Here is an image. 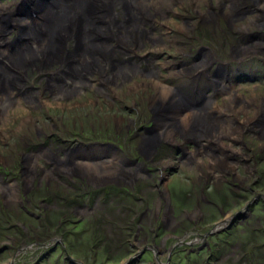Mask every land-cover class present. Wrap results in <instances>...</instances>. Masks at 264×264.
Wrapping results in <instances>:
<instances>
[{
  "label": "rangeland",
  "instance_id": "1",
  "mask_svg": "<svg viewBox=\"0 0 264 264\" xmlns=\"http://www.w3.org/2000/svg\"><path fill=\"white\" fill-rule=\"evenodd\" d=\"M37 1L36 3L32 2L30 4L27 0H0V5L7 6L8 3H11L12 8H14V12L12 10H9V12L0 10V33L4 31L2 34L5 35L3 39L0 37V46L2 44L6 45V47L2 46L0 49L8 50L6 55L9 56L11 47L17 45L15 44L17 39L24 40L25 37L28 38L30 36H27L24 25L30 22H38L39 14L43 12L44 8L50 7L52 4L50 0V5L47 3L43 4L41 0ZM149 1L147 0V2ZM168 1H170L169 4L167 7H164L165 10L168 9L165 11L166 14L164 16L159 14L156 16L154 12L155 17H153V20H148L147 17L146 19H142L140 23L141 28L138 30V34L140 32L141 43L140 46L136 45V50H132L131 47L134 46L132 42L129 43L126 41L125 43L123 39H121L122 42H119L120 39H117L116 36L113 38L100 34L102 38L99 41H105L112 46L110 58L106 61L104 57L107 65H101L100 70L96 67L75 69V64H72V67L65 64L62 65L59 62L61 54H59L56 62H50L41 58V60L38 59V61L31 65H27L24 70L18 67L17 74H14L10 71L11 68H9V71L12 73L7 72L10 76L14 75L15 77L8 80L5 79L4 81L2 80L5 84L2 82L0 97L3 96L5 99L9 97L10 103L8 105L9 107L7 106L8 108L5 109L6 112L4 111L2 113L0 111V113L5 117L10 113H32L34 117H38V120L44 122L45 129L40 137L55 135L64 138L66 141L70 140L69 144L74 141L81 143L93 141L109 144L116 143L115 145L122 146L128 151L129 147L133 146V143H138V139L132 141L133 131L135 132L136 126H133L130 120L134 121L137 115L141 120L143 119L144 114L141 112L142 108L148 102H153L152 97L156 94L155 87L151 86L152 83L157 81L161 84H166L164 81H168L167 79L171 78L170 73L173 69H168L169 74L163 72L160 67L164 65L170 66L172 62L182 63L180 64L181 70H190L193 63L198 62L207 54L204 52H208L211 53L208 54L211 57V60L208 59L209 63H212L211 65H218L220 71H222L224 68L223 65L227 64L226 67L228 73H230L228 76L236 78L240 82L237 87L238 94L245 93V96L250 98L256 92L253 86H257L258 92L264 90V76H257L258 81L254 83L250 81L251 79L245 81L246 83L242 82L246 77L251 78L256 76V65L264 72V59H258L255 56L243 60L234 58V50L236 48L263 41L264 27L263 29H259L255 25L250 26L251 28L248 29V32L250 31L249 33L247 30L239 31L236 29L238 25L242 26L252 20L263 19V8H259V5L254 4L255 2L248 0H231L233 3L223 0ZM116 4V6L107 5L109 7L108 11L110 10L108 15L115 17L120 23L121 28L123 26H129L131 17H123V14L120 12L121 7L118 0H116ZM67 10L69 11L70 8L67 7L65 11ZM97 11H99V14H96ZM106 12L107 9L104 5L99 6L94 15L97 20L93 17L97 22L96 24L101 25L103 28L109 22V16L103 19L99 17H102ZM16 14L18 16H25L26 21L23 20L24 24L19 21L13 22L12 18L16 17ZM34 15L38 17L32 18V21L30 17ZM82 25L83 21L81 17H77L72 28L69 30L72 36L62 37L64 41L61 38L59 39L58 36H55L57 38V45L61 42L60 44L65 48L63 49L64 52L71 53L75 45L71 41L72 37L74 40L77 27L79 26L81 29ZM87 25L89 24L87 23ZM144 32H146L145 36L143 35ZM153 38H156V42ZM57 45L54 47L53 52H56ZM80 49L82 48H78V53ZM188 49L191 51L188 52ZM217 49L221 53V56L217 53ZM180 51H185L186 54L185 52L184 54L178 53ZM188 53L194 55L191 56L190 63L186 64L185 61L190 59L187 56ZM133 54L145 56V61H138L134 57L129 60ZM71 55L65 59V62H68L69 59H74ZM156 57L159 58L156 59ZM174 57L177 59H174ZM113 58L116 59L113 62L115 66L110 68L112 65L110 60ZM2 61L9 66L7 60L3 59V56ZM145 62L148 64L149 71L147 74L142 73L141 70L144 65H147ZM210 66L207 67L206 71L211 68ZM125 68H133L136 70L134 71L135 74L133 77L127 81L115 78L113 74L118 69ZM176 72L180 71L174 69V73ZM65 73H72L73 77L66 76ZM17 75H20L21 79L26 81V84L21 85L19 81L20 77ZM217 75L222 76L224 79L210 75V80L220 82L227 78L221 72L217 73ZM47 79L49 84H46ZM197 79H199L198 75H196L193 81ZM183 80L180 78L179 86H181ZM241 82L245 84L241 85ZM225 83L223 81L221 85ZM97 84L101 85V87H97ZM29 86L34 87V89L29 88ZM6 87L7 89H5ZM61 88L66 90L68 95H66L64 100L58 101L56 97H58L57 95L60 96L59 89ZM76 88L77 90H75ZM259 97L264 101V92ZM28 98H32V100ZM159 98L163 101L161 97ZM228 102L224 109L231 110L234 109L233 105L237 106L233 102L230 104V100ZM245 103L247 104L248 102ZM227 106L229 107L227 108ZM136 110H138L137 115L135 113ZM40 112H43V114ZM255 112L259 113L257 111ZM172 116H175V114L172 113ZM260 118L261 126L256 129L261 130L264 138V109L261 108ZM11 128L10 121L0 126V130L5 135L10 133ZM19 136H23V133ZM96 156L98 161L102 158L107 160L109 174L119 171L115 159H111L117 157L116 153L102 151ZM97 159L92 161L87 159L82 164L86 165V163H89L92 165L91 163H96ZM111 161L112 163H116L113 167H111ZM95 169H92L93 173L98 172L99 174L97 173V176L104 177L97 167ZM103 172L105 176L108 173L105 169ZM257 175L259 176L260 174ZM175 182L178 186V182L183 183L182 179H177ZM80 186L83 188V185ZM52 188H50V191ZM82 199L85 200L86 196ZM10 204L16 205L13 201ZM145 206L149 208L146 213L147 215L141 216L139 220H136L133 212H143ZM129 209L131 210L130 215L126 220L124 219L125 225H129V232L127 231L125 234L122 230L123 225L119 223L118 225L121 226L120 234L113 236V232L119 231L117 229L118 225H107L104 230L106 234L108 233V238H104L100 234L94 236L96 230L92 228V221L93 216L96 215L95 211L89 212L87 210H81L83 214L79 222H75L78 218L69 212L73 211L72 209L68 210V208H62L61 206L59 208L58 204L47 207L46 209L42 208L40 214L34 212V218L17 211L16 214H18L17 217H19L21 223L25 222V226H23V231L25 232L20 236L19 233L17 234V230H8L10 236H13L21 242L19 244L15 242L12 244V248L3 252L0 256V264L9 262H14V264H34L37 261V255L40 254L43 257L35 264H128L126 261L130 257L134 259L131 264H264V233L262 232V230L264 231L263 205L258 204L254 210L249 212L251 216L247 225L237 222L233 227L234 233L230 238V234L228 236H224V234L218 235L221 240H224L223 242H226L225 245H216L217 243H214L216 237L212 239L210 237H204V243H206L204 246L197 245L192 248L185 245L178 246V242L176 241V239L185 242L192 241L194 234L191 232L185 234L184 232L181 233L180 229L176 232L173 231L174 233L171 232L172 230H165L163 232L160 230L158 236H153L154 231L155 233L159 231L160 220H157L155 217V208H153L151 202H134L130 199ZM112 210L115 211V207H112ZM37 215H39L38 219L36 218ZM108 216L111 218L112 214ZM11 220L15 222V216ZM107 221L112 223L110 219H107ZM173 223L171 222L170 226ZM222 223L214 226H219ZM142 228L147 232L146 237L141 236V230L139 229ZM257 228L261 232L257 231ZM18 229L22 231L21 228ZM140 239L145 240L144 245L151 244L153 246L152 250L155 252L152 250H144L140 257H137L136 254L140 253L143 249L142 245L140 247L136 246L140 242ZM40 244H43L44 247ZM47 244L49 248L53 249L51 253H48L49 248L47 249ZM46 250L47 252L45 253ZM155 254L157 255L155 256ZM64 257H67L66 260Z\"/></svg>",
  "mask_w": 264,
  "mask_h": 264
},
{
  "label": "flooded vegetation",
  "instance_id": "2",
  "mask_svg": "<svg viewBox=\"0 0 264 264\" xmlns=\"http://www.w3.org/2000/svg\"><path fill=\"white\" fill-rule=\"evenodd\" d=\"M217 53L221 56L218 49ZM193 55L187 54L190 59L185 61L186 64L190 63ZM180 64L182 63L172 62L170 66L160 67L167 73L169 68L173 69L171 78L164 81L172 86L173 99L169 100L173 104L168 102L158 105L152 101L149 103L146 99L148 103L141 111L143 119L139 118L136 110L137 116L134 121L130 120L136 126L132 141L138 139V143H133L128 151L115 145L116 143L74 141L69 144L70 140L66 141L55 135L40 137L45 129L44 122L32 113H10L5 118L0 113V126L10 121L12 127L7 135L0 130V256L12 248V244L21 242L10 236L8 230H17L20 236L25 232V222L21 223L17 211L34 218V212L40 214L42 208L55 204L59 208L72 209L69 212L78 218L75 222L82 219L81 210L95 211L92 221V228L96 230L94 236L100 234L108 238V233L104 230L107 225L115 226L120 223L124 233L129 232L130 228L125 225V220L131 212L130 199L142 203L149 201L155 208V217L160 220L159 231H154L153 236H158L160 230L176 232L180 229L185 234L191 232L194 236L190 242L173 237L178 246L190 248L204 246V237H216V245H225L226 242L218 235L230 234V238L237 222L243 225L249 223V212L258 204L264 207V138L261 130L256 129L261 126L260 108L264 109V101L259 96L264 90L258 92L257 86H253L256 92L250 98L245 93L238 94L240 82L228 76L230 73L226 64L222 71L218 65H211L202 74L200 72L206 69L183 71ZM174 69L183 74L174 73ZM141 70L147 74L148 64ZM219 72L228 78L224 85H215L209 78ZM263 73L256 65V76L246 77L242 82L251 79L254 83L258 81L257 76H264ZM196 75L199 79L193 81ZM180 78L184 79L182 86L178 85ZM21 82L24 83L23 80ZM166 84L164 85L169 87ZM229 100L230 104L238 101L239 105H233L234 109L231 110L224 109ZM245 102L248 104L244 105ZM22 133L23 136H19ZM102 151L116 153L117 157L111 159H115L117 164L111 161V167L116 164L119 171L114 175L105 176L103 170L109 173V164L103 158L99 161L97 159L94 165H81L88 159V154H92L90 158H93V154ZM77 159L81 160H78L81 162L78 166ZM66 166L69 167L63 169ZM94 166L105 177L94 175ZM177 179L183 181L178 182L179 186L175 184ZM84 196L86 199L81 200ZM12 201L16 205H11ZM112 207H115V211ZM144 209L143 212H133L136 220L147 215L149 208L145 206ZM110 214L111 218L108 216ZM13 216L15 222L11 220ZM38 217L39 215L36 218ZM171 222L174 223L170 226ZM221 222V225L214 226ZM120 225L117 226L119 231L113 232V236L120 234ZM139 230L142 237L147 236L144 228ZM256 230L261 232L258 228ZM262 232L264 233L263 230ZM144 242V239H140L136 246L142 245L143 252L151 251L153 246L144 245ZM40 245L44 247L43 244ZM46 247L48 249L49 245ZM52 251L49 248L48 253ZM143 252L136 255L140 257ZM37 256L34 264L43 257L42 254ZM66 258L64 257L65 260Z\"/></svg>",
  "mask_w": 264,
  "mask_h": 264
},
{
  "label": "bare ground",
  "instance_id": "3",
  "mask_svg": "<svg viewBox=\"0 0 264 264\" xmlns=\"http://www.w3.org/2000/svg\"><path fill=\"white\" fill-rule=\"evenodd\" d=\"M27 1H29V3L32 4V2L36 3L37 0H27ZM50 1H51L52 4L50 5V7L44 8L43 12L41 14H39V21L38 22H34V23L30 22L29 24L27 23L26 25H24V28H25L26 33H27V36L28 35H30V36L28 37L29 39L25 37L26 40H24L23 43L20 45L21 47L19 46L13 52H9L10 53L9 56L6 55L8 50L5 51V50L0 49V58H1V56H3V59L7 60V63L9 64V66L6 65V63H5V65L0 66V73H1V76H0L1 77L0 78V87L4 83L3 81L5 79L8 80L10 78L12 79V78L15 77L14 75L10 76V74L8 73V72H10L9 68L17 70L18 67H21V69L24 70L25 67H27V65H31L32 63L38 61V59L41 60V58H44L45 60L50 61V62H56L58 57H59L58 51L61 50L62 44H60L61 43L60 42L59 45H57V43H56V39L57 38H55V36L56 37L58 36L59 39L61 38L62 41H64V39H62V37L66 38V36H68V37L72 36V34H70L69 30L72 28V26L74 24V21L76 20L77 17H81V19L83 21V25H82V27L80 29V31H81L80 47L82 49H80L79 53L76 50L75 53L74 54L72 53V55H71L74 58V60H75L74 62L76 63L75 69H84V68H87V67L88 68L89 67H94L95 68L96 67L98 70H100L101 65H103V66L107 65L106 61L110 58L109 57V56H111L110 55V51L112 49V46H110V44H107V42L99 41V40H101L100 38H102L100 36V34L101 35H105V36H110V37H113V38H115V36H116L117 39H120L119 42L120 41L122 42L121 39H123V41H125V43H126V41L129 42V43L132 42L134 44L138 43L137 45L140 46L141 37H140V32L138 34V30L141 28V24L140 23H141L142 19L143 18L146 19V17H147L148 20H153V17H155L154 16V12H155L156 16L158 14L161 15V16H164L166 14L165 11L168 10V9L165 10L164 7H167V5L170 2L168 0H150L149 2H147V0H124V1L123 0H121V1L118 0L119 5L121 7L120 8V12L123 14V17H125V15H128V16L131 17V22L129 23L130 25L129 26H123L121 28V25L117 21V19L115 17H112V16L108 15L110 10L108 11L109 7H107V5H109V6L115 5L116 6L117 5L116 4V0H50ZM223 1L233 3V1H231V0H223ZM248 1L255 2L254 3L255 5H259V8H261V9L263 8L264 9V0H248ZM34 5H36V4H34ZM103 5L107 9V12L102 17H99V18L103 19L104 17H106V16L108 17L109 16V22L107 23V25H105L104 28L101 25L96 24L97 23L96 22L97 19L94 16L96 9L99 6H103ZM15 6H16V4H15ZM67 7L70 8L69 11L68 10L65 11V9ZM110 9H112V8H110ZM0 10L8 11V12H9V10H12L14 12V8H12V4L11 3H8L7 6L0 5ZM96 14H99V11H97ZM34 17H38V16H36V15L31 16L30 19L33 21ZM93 17H95L96 20L93 19ZM12 20H13V22L14 21H19L20 23L24 24L23 20H25V16H18L16 14V17H13ZM87 23L89 25H87ZM253 25L257 26V28H259V29H263V27H264V17H263V19L259 18L258 20H252V21L248 22L246 25H242V26L238 25V26H236V29L239 30V31L247 30V32H248V29L251 28L250 26H253ZM3 32L4 31H2V33ZM2 33H0V34H2ZM0 37L3 39V37H5V35L2 34ZM262 39H263V41H262L263 43L262 42H260V43L259 42H255V43H253V45L236 48L234 50V52H235L234 53V58H236L237 60H243V59L250 58L251 56H253V57L255 56V57H258V58L260 57V58L264 59V37ZM155 40H156V38L154 39V41ZM71 41H73V37H72ZM123 44H124V42H123ZM56 45H57V47L55 49L56 52H53L54 47ZM2 46L6 47L5 44H2L0 47H2ZM59 46H60V48H59ZM206 51H208V50H206ZM204 53H207V54L204 55L205 58L203 57L198 62L193 63V65L191 66L190 70L194 71V69H195V71H196V70L207 69V67L212 64V63H209V61H208V59L211 60V57H209L208 54H211V53H208V52H204ZM75 54H77V55H75ZM104 57H105L106 61H105ZM59 62L62 65L63 64L67 65V62H65V56L64 55H62L59 58ZM4 66H5L6 70L4 69ZM70 67H72V65ZM134 71H136V70L133 69V68H131V69L130 68L129 69L128 68L127 69L126 68L125 69H118L115 72V74H113V75H115V78L127 81L128 79L133 77V75L135 74ZM204 72H206V70L201 71L200 74H202ZM10 73H12V72H10ZM65 75L73 77L72 73L71 74L65 73ZM213 77H218L219 79L223 78L222 76H218V75H213ZM227 79L228 78H225V80H223V81L226 82ZM223 81L216 82V81L212 80V83H214L215 85H218V84L221 85L223 83ZM7 84H8V81H7ZM182 85H184L183 82L181 83V86ZM151 86L155 87V89H156V94L152 97L154 103H157L158 105H165V103H168V102H169L168 104H170V105L173 104L172 100H169V99H173V95H172L173 94V90L171 89V86L170 87H166L164 84H161L160 82H157V81L152 83ZM5 89H7V87ZM75 90H77V88ZM178 90L180 91V89H178ZM59 91L58 92L60 93V96L57 95L58 97H56V100H58V101L64 100V98H66V95H68V93L66 92V90H63V88L59 89ZM5 96H6V94H5ZM159 97H161L163 99V101ZM24 98H27V97H24ZM28 99L32 100V98H28ZM9 101H10L9 97H7V99H5L3 96L0 97V111L2 113L5 111V109H7L9 107L8 106L9 103H10ZM25 102H26V100H25ZM176 103H174V104H176ZM234 104L239 105V102L235 101ZM247 104L245 103L244 105H247ZM4 118H5V116H4ZM185 125L186 124H184V126ZM263 132H264V130H263ZM88 155H89L88 160L90 159L92 161V160L97 159V156H96L97 154L96 153L93 154L94 155L93 158H90L92 154H88ZM59 160H60V158H59ZM78 160H80V159L76 160V165L77 166L79 165L78 163H81V162H77ZM52 162H53V160H52ZM91 164L94 165V163H91ZM81 165L83 166V164H81ZM81 165L79 166L80 168H81ZM68 167L69 166L63 167V169L64 168H68ZM79 167H77V169ZM94 167L96 168V166H94ZM97 173L94 172V175H96ZM106 174L108 175L109 173H106ZM114 174L115 173L113 172V174L110 173L109 175H114ZM27 179H29V178H27ZM2 192L4 193V191H2ZM10 194H11V192H10Z\"/></svg>",
  "mask_w": 264,
  "mask_h": 264
},
{
  "label": "water",
  "instance_id": "4",
  "mask_svg": "<svg viewBox=\"0 0 264 264\" xmlns=\"http://www.w3.org/2000/svg\"><path fill=\"white\" fill-rule=\"evenodd\" d=\"M41 1H43V4H44V2L47 1V0H41ZM47 4H49L48 1H47ZM49 5H50V4H49ZM28 39H29V38H28ZM24 40H26V39L24 38ZM24 40H23V41H24ZM18 45H19V44H17V46H18ZM75 50H76V49H75ZM66 58H67V56H66ZM141 252H143V251L141 250ZM141 252H140V253H141ZM136 256L139 257L138 255H136ZM127 263H128V264L133 263V262H132V258L128 259V260H127Z\"/></svg>",
  "mask_w": 264,
  "mask_h": 264
}]
</instances>
